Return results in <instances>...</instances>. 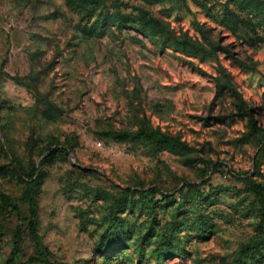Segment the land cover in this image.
<instances>
[{
  "label": "rangeland",
  "instance_id": "obj_1",
  "mask_svg": "<svg viewBox=\"0 0 264 264\" xmlns=\"http://www.w3.org/2000/svg\"><path fill=\"white\" fill-rule=\"evenodd\" d=\"M0 264H264V0H0Z\"/></svg>",
  "mask_w": 264,
  "mask_h": 264
},
{
  "label": "trees",
  "instance_id": "obj_2",
  "mask_svg": "<svg viewBox=\"0 0 264 264\" xmlns=\"http://www.w3.org/2000/svg\"><path fill=\"white\" fill-rule=\"evenodd\" d=\"M143 22H144V19H141L140 24L138 25V27H136V29H139L140 31H142L143 30ZM152 136L156 137L160 141L178 142L177 139H174L173 137L166 135V134H163V133L158 132V131H155L154 133H152ZM253 186H255V187L257 186L256 194L258 195L259 199L261 201H263V194H262V191L260 190V188L258 187V185L253 184ZM161 196L164 199H169V198L175 197V194L164 195L161 193ZM29 200L32 201V198H29ZM28 226H29L30 235L34 238L35 243L38 244L39 243V235H38L37 230H36V216H35L34 210L30 211L29 225ZM18 238H19V236L16 235V247H17V239ZM245 248H247V247H245Z\"/></svg>",
  "mask_w": 264,
  "mask_h": 264
}]
</instances>
